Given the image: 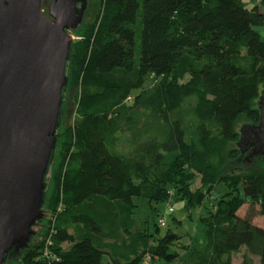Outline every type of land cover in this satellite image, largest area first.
Masks as SVG:
<instances>
[{
	"label": "trees",
	"instance_id": "1",
	"mask_svg": "<svg viewBox=\"0 0 264 264\" xmlns=\"http://www.w3.org/2000/svg\"><path fill=\"white\" fill-rule=\"evenodd\" d=\"M100 2L94 21L72 32L81 39L67 67L48 213L6 264H175L190 245L170 229L160 236L162 211L151 233L135 198L206 209L207 243L188 264H230L243 248L264 264V227L253 221L264 215V156L247 160L238 146L241 128L261 120L263 10L245 0Z\"/></svg>",
	"mask_w": 264,
	"mask_h": 264
},
{
	"label": "water",
	"instance_id": "2",
	"mask_svg": "<svg viewBox=\"0 0 264 264\" xmlns=\"http://www.w3.org/2000/svg\"><path fill=\"white\" fill-rule=\"evenodd\" d=\"M78 1L82 6L78 7ZM88 0H0V264L20 254L46 217L47 175L57 145L73 30ZM261 120L241 128L247 160L264 156Z\"/></svg>",
	"mask_w": 264,
	"mask_h": 264
},
{
	"label": "rangeland",
	"instance_id": "3",
	"mask_svg": "<svg viewBox=\"0 0 264 264\" xmlns=\"http://www.w3.org/2000/svg\"><path fill=\"white\" fill-rule=\"evenodd\" d=\"M50 1V0H45ZM247 6L252 8L255 5H258L264 12V0H245ZM101 2L100 0H88L87 9L84 15V23L89 24L94 21L96 15L100 12ZM90 25V24H89ZM259 32L261 34L262 39H264V24L259 27ZM81 37L78 35H74V40H80ZM154 78H150L146 82V86H150L153 84ZM51 173L47 175V188L49 189ZM200 186V177L197 178L196 183L193 185V189H197ZM47 190V189H46ZM222 190V187L219 188ZM47 192V191H46ZM48 194V193H47ZM137 204L136 216H138L142 222H145L148 229L151 233L156 232V223L159 222L160 215H157L161 211L165 214L166 218V226H162L160 229V236L164 235L169 229L173 232L182 236L180 245H190L188 250L180 249L183 254L178 262L175 264H188L185 260L189 258L190 253L193 252L194 249H202L207 243L206 237V226L202 221V218L207 215L206 209L204 207L191 206L190 208L186 207L185 202L183 200H174L172 203H160L156 204L155 209L151 207L148 200L145 199H134ZM46 205H43V209L45 210ZM173 207V211H169V208ZM258 208V206H256ZM48 209V208H47ZM159 210V211H158ZM252 210V206L249 203H246L241 207L238 214L242 217L246 216ZM45 212H47L45 210ZM48 213V212H47ZM46 213V214H47ZM138 223L143 224L141 221ZM254 223L264 227V215H257L254 218ZM35 229V227H34ZM36 230H39V227H36ZM40 240H45L44 236H38ZM65 247H69V244L66 243ZM47 251L44 250L43 254L47 258ZM107 260V257H105ZM259 264L260 259L257 256L251 255L247 252L246 248L241 249L239 252H235L231 256L230 264ZM144 264H151L150 260H147Z\"/></svg>",
	"mask_w": 264,
	"mask_h": 264
},
{
	"label": "built area",
	"instance_id": "4",
	"mask_svg": "<svg viewBox=\"0 0 264 264\" xmlns=\"http://www.w3.org/2000/svg\"><path fill=\"white\" fill-rule=\"evenodd\" d=\"M169 210H170V211H173V207H170ZM160 223H161L162 226L165 225V224H166V219H165L164 217L161 218V219H160Z\"/></svg>",
	"mask_w": 264,
	"mask_h": 264
},
{
	"label": "flooded vegetation",
	"instance_id": "5",
	"mask_svg": "<svg viewBox=\"0 0 264 264\" xmlns=\"http://www.w3.org/2000/svg\"><path fill=\"white\" fill-rule=\"evenodd\" d=\"M82 3H83L82 1H78L77 4H78V7H79V8L82 6ZM245 154H246V153H245Z\"/></svg>",
	"mask_w": 264,
	"mask_h": 264
}]
</instances>
